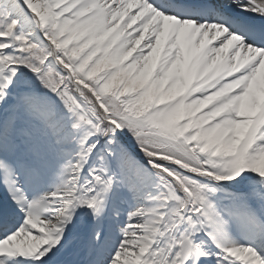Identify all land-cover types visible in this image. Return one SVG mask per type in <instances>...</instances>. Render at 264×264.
<instances>
[{
  "label": "snow or ice",
  "instance_id": "1",
  "mask_svg": "<svg viewBox=\"0 0 264 264\" xmlns=\"http://www.w3.org/2000/svg\"><path fill=\"white\" fill-rule=\"evenodd\" d=\"M0 264H264V0H0Z\"/></svg>",
  "mask_w": 264,
  "mask_h": 264
}]
</instances>
